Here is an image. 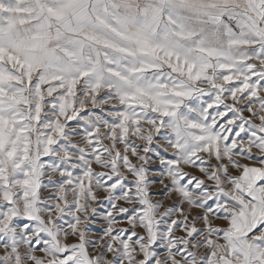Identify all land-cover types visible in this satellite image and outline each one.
<instances>
[{"label":"snow or ice","instance_id":"6c2138e0","mask_svg":"<svg viewBox=\"0 0 264 264\" xmlns=\"http://www.w3.org/2000/svg\"><path fill=\"white\" fill-rule=\"evenodd\" d=\"M0 264H264V0H0Z\"/></svg>","mask_w":264,"mask_h":264},{"label":"rangeland","instance_id":"374dc122","mask_svg":"<svg viewBox=\"0 0 264 264\" xmlns=\"http://www.w3.org/2000/svg\"><path fill=\"white\" fill-rule=\"evenodd\" d=\"M93 227H94V229H98L99 225H94Z\"/></svg>","mask_w":264,"mask_h":264}]
</instances>
